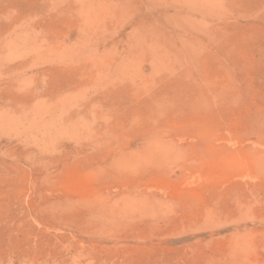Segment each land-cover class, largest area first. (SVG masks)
Returning a JSON list of instances; mask_svg holds the SVG:
<instances>
[{
	"label": "rangeland",
	"instance_id": "374dc122",
	"mask_svg": "<svg viewBox=\"0 0 264 264\" xmlns=\"http://www.w3.org/2000/svg\"><path fill=\"white\" fill-rule=\"evenodd\" d=\"M0 264H264V0H0Z\"/></svg>",
	"mask_w": 264,
	"mask_h": 264
}]
</instances>
